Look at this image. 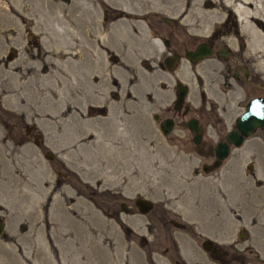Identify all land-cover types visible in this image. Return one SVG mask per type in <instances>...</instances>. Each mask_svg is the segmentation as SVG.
<instances>
[{
  "label": "rangeland",
  "instance_id": "374dc122",
  "mask_svg": "<svg viewBox=\"0 0 264 264\" xmlns=\"http://www.w3.org/2000/svg\"><path fill=\"white\" fill-rule=\"evenodd\" d=\"M227 3L0 0V84L7 79L13 84V73L19 81L17 90L0 93V175L6 167L20 175L17 189L0 178V218L5 222L0 264H264L263 134L258 131V156L250 154L257 143L248 141L233 148L220 167L205 172L201 166L208 158L190 150L174 132L164 135L153 117L165 115L175 74L186 78L190 73L183 57L174 72L163 65L166 51L148 23L164 25L167 15L182 27L205 29L222 17ZM57 4L76 10L75 24L45 13L44 8L55 10ZM262 10L250 13L256 17L244 26L251 30L252 45H258V83L264 84V35L257 31L264 26ZM84 20L92 22L91 35L85 32L90 24L83 29ZM70 36L74 46L87 48L80 75L85 86L78 87L90 94L68 104L61 85L60 94L48 98L51 76L34 82L32 73H17L33 67L53 43L66 45ZM4 72L12 76L4 80ZM210 87L219 92L216 80ZM110 114L121 122L116 128L126 130L105 138L121 144L129 137L135 150L132 159L123 154L118 167L112 153L111 163L102 162L94 146H82L79 134ZM136 196L153 200L146 214L135 206ZM182 197L194 201L193 207L178 202ZM205 237L226 250L222 261L203 249Z\"/></svg>",
  "mask_w": 264,
  "mask_h": 264
},
{
  "label": "flooded vegetation",
  "instance_id": "af4514ba",
  "mask_svg": "<svg viewBox=\"0 0 264 264\" xmlns=\"http://www.w3.org/2000/svg\"><path fill=\"white\" fill-rule=\"evenodd\" d=\"M227 5L222 17L208 23L205 29L198 26L190 29L182 27L178 20L167 15L162 16L164 25L155 26L153 22L148 23L166 51L163 59L167 55L176 57L172 69H169L162 59L163 65L174 72L183 57L187 74L190 73V77L187 75L186 78L175 74L173 95L171 102L164 109L165 115L159 118L158 113H154L153 117L159 119V122L170 118L172 126L169 133L174 132L178 139L189 143L190 150L208 158L201 166L203 171V165L209 166L208 171L220 167L233 148L248 141L257 143V146L254 145L255 150L250 154L255 152L258 156V131L264 137V129L257 125L248 135H243L240 145L229 143L227 156L219 161L218 166L213 165L218 160L217 142L225 140L226 134L236 129V118L239 115L244 121V129H247V118L253 120L258 112V96L264 97V84L258 83V45H252V33L243 26L234 6L230 3ZM197 48L202 53L197 60L186 56L187 51ZM213 80H216L219 86L217 93L210 87ZM179 84L184 87V93L181 100L177 101ZM248 166L252 167V164ZM121 207L125 208V203H121ZM214 244L219 250L217 254L203 249L213 258L222 261L226 250L216 241ZM242 263L239 261V264Z\"/></svg>",
  "mask_w": 264,
  "mask_h": 264
},
{
  "label": "bare ground",
  "instance_id": "6f19581e",
  "mask_svg": "<svg viewBox=\"0 0 264 264\" xmlns=\"http://www.w3.org/2000/svg\"><path fill=\"white\" fill-rule=\"evenodd\" d=\"M55 1V0H54ZM228 3L227 4H231L234 6V10L237 12L240 21L243 24L249 23V20H251L252 17H256L252 14H255V12L257 10H264V3H260L258 4L257 0H227ZM254 1V2H253ZM46 2V1H45ZM49 2L51 3V0H49ZM181 5L182 6H186L187 5V0H180ZM255 3L254 6V12L250 11L249 9V3L252 4ZM260 2V1H259ZM53 4V3H52ZM56 4V2H55ZM54 4V6H56ZM58 7L57 9H46L45 13L47 15H52L53 18L55 20H63V19H69L70 24H73L76 19V16L73 14L75 11L66 6H63L61 4H57ZM53 6V7H54ZM126 8H129V6L125 5ZM188 7V6H187ZM187 7H183L185 10ZM68 8V9H67ZM181 9V7H180ZM189 12L191 13L193 11V9H188ZM262 10V11H263ZM182 11V10H181ZM195 12V11H194ZM85 13H87L88 15V19L92 18V15L88 12V11H83V14L85 15ZM252 13V14H250ZM261 13V12H260ZM264 14V13H263ZM46 15V16H47ZM86 15V16H87ZM262 16V15H261ZM51 17V16H49ZM258 17V16H257ZM74 20H73V19ZM261 18V17H260ZM47 19V18H46ZM68 21V20H67ZM77 21V20H76ZM85 21V28L88 27L87 25H89L90 28L86 29L85 32L86 34L91 35V31H93V28H91L92 26V22L91 21ZM263 21V25H264V20ZM66 22V21H65ZM95 23V22H94ZM75 24V23H74ZM250 24V23H249ZM248 24V25H249ZM248 25H246L248 27ZM69 26V25H68ZM73 26V25H72ZM82 26V25H81ZM244 26V25H243ZM257 26V25H256ZM264 27V26H263ZM261 27V30L257 28L258 33H260L261 35H264V28ZM254 28V27H252ZM245 29V28H243ZM44 30V29H43ZM70 30V29H69ZM254 31H256V28L253 29ZM46 31V30H45ZM74 31V30H72ZM251 31V30H250ZM260 31V32H259ZM49 34V31H47ZM58 32V31H56ZM55 32V33H56ZM94 32V31H93ZM53 33V32H52ZM67 33V32H66ZM70 33V32H69ZM74 33V32H73ZM250 33V32H249ZM79 34V33H78ZM85 34V35H86ZM70 35V34H69ZM58 36V35H57ZM264 37V36H263ZM52 38V37H51ZM55 38V37H54ZM72 38L74 39V35H72ZM88 38V37H87ZM97 38V37H96ZM57 39V38H56ZM93 39V43L96 42L95 38ZM91 39V40H92ZM51 40V39H50ZM70 40H71V36H70ZM69 40V41H70ZM53 41V40H52ZM67 41L66 45H63L64 43H62L63 46L57 45L55 43H53V46L51 49L47 50V55H45L44 57H39V61L36 60L35 64L33 67H26L25 68V72H21L17 73L18 76H22L24 75L26 72H30L32 73L31 75V79L34 82H40L42 81L41 79L46 78L51 76L52 77V81L50 82V84L47 87V96L49 97H53L55 93H59V86L61 85V92L65 93V100L66 103H70V99L73 98L76 101H78V99H82L84 98V95H89L90 94V89H86L84 86V80L85 78H80V75L83 73L82 68L84 63V60H86V52H85V46H81L79 43H76V46H74V41ZM65 42V41H64ZM253 42V41H252ZM52 43V42H51ZM50 44V43H49ZM95 45V43H94ZM260 45V44H259ZM74 50L75 52H72L70 50ZM87 49V48H86ZM93 51V50H92ZM95 51V50H94ZM46 53V52H45ZM93 53V52H92ZM95 54V52H94ZM96 56V55H95ZM30 61V60H29ZM39 62H41V64H39ZM31 63V62H30ZM55 68L54 72H51L50 69L51 68ZM9 70V69H8ZM13 70V69H12ZM19 70V68H18ZM13 72V71H12ZM1 69H0V75L2 76ZM7 76H12V74H8V72H4L3 75V79H7L5 77ZM13 76L15 78V82H13V84L8 85V79L6 81L5 84H0V93L3 92H7V91H11L12 90H17L19 88V81L17 83V77L16 75L13 73ZM30 76V75H28ZM26 77V76H25ZM13 78V80H14ZM1 79V78H0ZM97 79V77H96ZM10 80V79H9ZM24 80V79H23ZM82 81V82H81ZM43 82V81H42ZM3 83V82H2ZM21 83V82H20ZM28 83V82H27ZM29 84V83H28ZM79 84H84L83 87H78ZM33 85V84H32ZM31 86V85H30ZM34 86V85H33ZM32 88V87H31ZM27 90V89H26ZM40 90V88L37 89V91ZM24 91V90H23ZM29 91V90H28ZM27 91V92H28ZM33 91V90H32ZM45 91V90H44ZM31 92V91H30ZM9 93V92H8ZM15 93V92H14ZM45 93V94H46ZM4 94V93H3ZM12 94V93H11ZM21 94V93H20ZM43 94V95H45ZM60 94V93H59ZM25 95V94H24ZM39 95V94H38ZM62 95V94H61ZM10 96V95H9ZM27 96V95H26ZM6 98H8L7 96H5ZM19 97V96H18ZM30 97V96H29ZM37 97V96H36ZM12 99H15L14 96L11 97ZM10 98V99H11ZM41 98V97H40ZM62 99V98H61ZM55 100V99H54ZM13 102V101H12ZM29 102V101H28ZM42 102V101H41ZM5 103V102H4ZM19 103V102H18ZM62 103V102H61ZM20 104V103H19ZM51 104V102H50ZM59 104V103H57ZM63 104V103H62ZM17 106V105H16ZM15 107V106H14ZM81 112V111H80ZM39 113V112H38ZM83 113V112H82ZM116 117V116H115ZM115 117L113 114H110L108 117H106V119L101 118L100 119V123L98 125H93L90 129L88 130H82L79 131L80 133V140H81V145L85 146V145H92L95 147V153L97 152V158H99L101 156V160L102 162H112V160L114 159V162L117 166V164H119L124 158L122 157L123 154H125L124 156H128V158H131L134 154H135V150L131 147L132 142L130 143V139L129 137H125L122 141L121 144H114L113 140L111 138H105V135H115L119 133L118 135H120L121 130H126L124 127L121 128H116V126L118 127V125L121 123L120 121L115 120ZM119 120V119H118ZM124 122V121H123ZM65 123V122H64ZM64 125V124H63ZM123 125V124H122ZM81 128V127H80ZM113 138V137H112ZM83 148V147H82ZM87 148V147H86ZM76 149V148H75ZM122 152V153H121ZM113 154V159L111 160V156L110 154ZM119 153V154H118ZM140 155V154H139ZM142 155V154H141ZM85 156V155H84ZM132 159V158H131ZM99 160V159H97ZM130 160H128L129 162ZM110 162V163H111ZM125 162V161H124ZM123 162V163H124ZM86 163V162H85ZM98 163V162H96ZM122 163V164H123ZM131 163V162H130ZM106 164V163H105ZM96 165V164H95ZM112 166V165H111ZM114 167V166H113ZM118 167V166H117ZM104 168V167H103ZM102 168V169H103ZM105 169V168H104ZM117 170V169H116ZM118 171V170H117ZM105 172V171H104ZM108 173V171H107ZM112 173V172H111ZM117 173V172H116ZM19 175V174H18ZM109 175V174H108ZM0 178L3 180H6L7 183H9V186H13L15 187L14 189H17L19 187V182L18 179L20 180V175H14L13 171L9 168L6 167L5 171L3 174L0 175ZM132 180V179H131ZM134 185V184H133ZM136 186V185H135ZM138 186V185H137ZM20 188V187H19ZM134 188V187H133ZM14 191V190H13ZM16 191V190H15ZM17 192V191H16ZM15 193V192H14ZM24 193V192H23ZM11 194V193H10ZM188 199V198H187ZM186 199V197H182L179 199L178 202H180L181 204H185V206H189V207H193L192 203H190L188 200ZM179 204V203H178ZM53 205V204H50ZM51 207V206H50ZM188 207V208H189ZM59 208V207H58ZM54 209V207H53ZM51 210V209H50ZM49 210V211H50ZM67 212V209H64ZM64 211V212H65ZM70 211V210H69ZM65 212V214H66ZM61 213V212H60ZM57 214V213H56ZM63 215H65L64 213H62Z\"/></svg>",
  "mask_w": 264,
  "mask_h": 264
},
{
  "label": "water",
  "instance_id": "95a60500",
  "mask_svg": "<svg viewBox=\"0 0 264 264\" xmlns=\"http://www.w3.org/2000/svg\"><path fill=\"white\" fill-rule=\"evenodd\" d=\"M165 19H169L168 17H164ZM202 53L199 52L198 48L196 50H189L186 52V56L192 60H197L199 57H201ZM164 64L169 68L172 69L175 62H176V57L173 56L171 57L170 55H167L163 59ZM184 93V87H182L180 84L178 85V98L177 101H180ZM157 117V115H154ZM243 119L239 115L236 118V129H233L229 131L226 134L225 140H220L216 144V156L218 160L213 164L214 166H218L219 161L224 159L229 150V143H233L234 145H240L242 142L243 135H248L250 132L254 130V128L258 125V127H261L264 129V97L263 96H258V112L254 116V119L252 120L251 118H247L245 124L247 129H244L243 125ZM172 126V122L170 118H164L159 122V128L162 131L163 134H167L170 132ZM241 133H240V132ZM34 141L38 142V134L34 135ZM197 141V139H195ZM45 156L48 158H52V154L49 151L45 152ZM204 171L209 170L208 165H203ZM134 204L136 205L137 209L141 213H146L148 212L152 207H153V200L150 198H147L145 196H136L134 198ZM5 228V222L0 218V234L4 231ZM243 231H240L239 235H242ZM202 246L205 250H210L211 252L214 253H219V250L216 248L214 244V240L212 238L206 237L202 241Z\"/></svg>",
  "mask_w": 264,
  "mask_h": 264
}]
</instances>
